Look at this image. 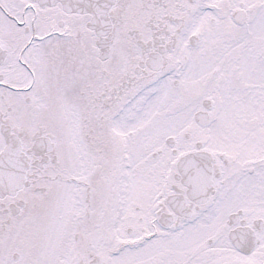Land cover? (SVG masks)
Masks as SVG:
<instances>
[{"label":"snow or ice","instance_id":"snow-or-ice-1","mask_svg":"<svg viewBox=\"0 0 264 264\" xmlns=\"http://www.w3.org/2000/svg\"><path fill=\"white\" fill-rule=\"evenodd\" d=\"M0 264H264V0H0Z\"/></svg>","mask_w":264,"mask_h":264}]
</instances>
